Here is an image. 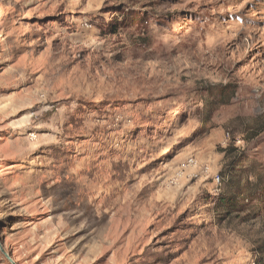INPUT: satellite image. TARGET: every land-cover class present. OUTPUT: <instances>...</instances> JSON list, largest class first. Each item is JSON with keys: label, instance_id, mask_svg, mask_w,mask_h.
<instances>
[{"label": "rangeland", "instance_id": "374dc122", "mask_svg": "<svg viewBox=\"0 0 264 264\" xmlns=\"http://www.w3.org/2000/svg\"><path fill=\"white\" fill-rule=\"evenodd\" d=\"M262 256L264 0H0V264Z\"/></svg>", "mask_w": 264, "mask_h": 264}, {"label": "trees", "instance_id": "16d2710c", "mask_svg": "<svg viewBox=\"0 0 264 264\" xmlns=\"http://www.w3.org/2000/svg\"><path fill=\"white\" fill-rule=\"evenodd\" d=\"M251 195L248 193H237L232 190L229 194L223 196L221 200H219V204L221 208L228 209L230 211L236 210L239 205L250 200ZM256 264H264V256L260 257Z\"/></svg>", "mask_w": 264, "mask_h": 264}, {"label": "water", "instance_id": "95a60500", "mask_svg": "<svg viewBox=\"0 0 264 264\" xmlns=\"http://www.w3.org/2000/svg\"><path fill=\"white\" fill-rule=\"evenodd\" d=\"M9 260L13 263V261H12V259L11 258H9Z\"/></svg>", "mask_w": 264, "mask_h": 264}]
</instances>
